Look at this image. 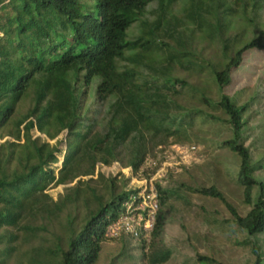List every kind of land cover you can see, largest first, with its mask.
<instances>
[{"label": "trees", "instance_id": "1", "mask_svg": "<svg viewBox=\"0 0 264 264\" xmlns=\"http://www.w3.org/2000/svg\"><path fill=\"white\" fill-rule=\"evenodd\" d=\"M251 51L264 52V0H0V139L11 138L0 142V228L32 237L33 228L21 223L65 207L45 191L48 184L74 183L71 202L87 199L84 220L78 226L68 217L66 248L59 241L46 262L33 263L96 264L110 240L106 227L147 192H116L106 178L104 194H95L88 184L97 164L119 162L134 176L168 140L211 144L238 158L235 178L247 210L240 214L216 184L191 190L228 208L253 264H264V180L254 175L264 170V156L254 160L242 136L257 96L241 104V91L225 93ZM224 124L233 137H216L213 129ZM155 192L148 240L137 245L140 256L131 255L146 264L172 256L166 208L179 195L158 183ZM141 213L144 222L148 213ZM195 264L218 263L198 255Z\"/></svg>", "mask_w": 264, "mask_h": 264}, {"label": "rangeland", "instance_id": "2", "mask_svg": "<svg viewBox=\"0 0 264 264\" xmlns=\"http://www.w3.org/2000/svg\"><path fill=\"white\" fill-rule=\"evenodd\" d=\"M178 76L186 77L185 73L181 72ZM233 76L234 84L227 88L225 93L234 95L241 91L238 94L241 104L257 96L252 107L244 114L246 124L242 133L244 146L249 148L254 160H257L264 156V52H249ZM189 79L192 82L198 81L196 78ZM211 87L215 96L216 86L212 84ZM28 106L29 101L22 104L20 108L22 114L27 112ZM213 132H216L217 138L234 136L228 124L217 126ZM32 134L39 137L41 143L56 142L48 140L36 131H32ZM65 136L66 133H63L60 138L63 139ZM209 138L213 136L210 135ZM10 139L9 136H5L0 142ZM168 142L151 149L141 172L134 176H131L129 167H124L119 162L110 165L97 164L96 171L91 177L93 181L88 184L95 190V194H104L106 178L113 180L116 192L143 188L149 194L141 203L136 205L130 203L129 214L119 217L106 227L105 235L110 240L103 242L96 264H146L138 257L131 258V255L140 256V251L135 249L142 239L148 240L151 228H144V225L146 221L153 223V214L158 209L155 183L179 195L167 203L165 242L172 250V256L163 264H195L198 255L210 257L218 264H253L254 256L247 243L248 238L243 232L233 229L228 208L219 200L207 198L191 190L216 184L226 200L240 214L245 213L247 209L242 203V188L235 178L239 164L236 155L225 149H217L211 144ZM192 145L196 147L194 150L189 149ZM98 173H102V179L97 176ZM254 175L264 180V170H256ZM73 184L55 185L54 182L48 184L45 191L54 200L62 199L65 207L56 216L48 218L42 215L33 221L25 220L23 224L21 223L33 228L32 237L23 240L21 229L11 226L0 228V264H34L33 258L44 263L48 252L55 249L59 241L66 248L63 237L66 234L68 217H74L76 224L80 226L87 213L86 198L71 202L72 190L69 188ZM81 187L85 188V185ZM87 196H91L90 191ZM141 211L148 213L144 222ZM142 228L141 236L134 234L136 231L141 232ZM11 235L17 238L13 239ZM259 242L264 251V233L260 235Z\"/></svg>", "mask_w": 264, "mask_h": 264}, {"label": "built area", "instance_id": "3", "mask_svg": "<svg viewBox=\"0 0 264 264\" xmlns=\"http://www.w3.org/2000/svg\"><path fill=\"white\" fill-rule=\"evenodd\" d=\"M192 149V150H194L196 147L194 146V145H192V146H190L189 147V149ZM193 152H195V151H193ZM147 194H149L148 192H146V193H144V195L142 196V201L141 202H143V200L145 199V197L147 196ZM145 224V223H144ZM125 225H126V223H125ZM145 227L144 228H152V222H148V221H146V225H144ZM147 226V227H146ZM126 230H127V227H126ZM142 230H143V228L141 229V232L140 231H136V232H134V234L135 235H141V233H142ZM144 231H146L147 232V230L145 229ZM145 233V232H144ZM115 234H117V233H115ZM147 234V233H146Z\"/></svg>", "mask_w": 264, "mask_h": 264}]
</instances>
